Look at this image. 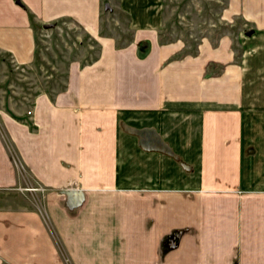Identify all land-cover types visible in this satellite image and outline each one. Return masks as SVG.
<instances>
[{
	"label": "crops",
	"instance_id": "0c3cea01",
	"mask_svg": "<svg viewBox=\"0 0 264 264\" xmlns=\"http://www.w3.org/2000/svg\"><path fill=\"white\" fill-rule=\"evenodd\" d=\"M164 1L0 0V89L40 26L99 43L62 90L0 107V264H264V0H226L248 28L187 53Z\"/></svg>",
	"mask_w": 264,
	"mask_h": 264
},
{
	"label": "rangeland",
	"instance_id": "374dc122",
	"mask_svg": "<svg viewBox=\"0 0 264 264\" xmlns=\"http://www.w3.org/2000/svg\"><path fill=\"white\" fill-rule=\"evenodd\" d=\"M225 2L165 0L162 39L182 41L185 44L183 53L195 52L198 44L207 38L215 41L222 35L232 34L237 39L240 29L248 26L238 19L234 22L226 19ZM117 16L120 21H104L103 33L116 34L119 36L118 42L123 44L129 40L131 30L128 28V19L121 13ZM37 44L36 59L32 65L24 69L9 63L4 87L0 89V107L4 105V99H13L16 109L19 106L28 107L38 92L54 95L65 86L68 63L76 59L83 62L92 60L99 48L95 38L69 20L40 26L37 29ZM6 141L11 158L22 169L16 147L9 139Z\"/></svg>",
	"mask_w": 264,
	"mask_h": 264
},
{
	"label": "water",
	"instance_id": "95a60500",
	"mask_svg": "<svg viewBox=\"0 0 264 264\" xmlns=\"http://www.w3.org/2000/svg\"><path fill=\"white\" fill-rule=\"evenodd\" d=\"M105 7L107 8V9H110V4L109 3H106V5H105ZM148 131H146V130H138L137 131V133L139 134V135H142V136H144V135H146V133H147ZM159 139V138H158ZM157 145H155L156 147V149L157 150H161V151H163V152H166V153H168V154H171V155H174L175 153L172 151V149L164 142V141H162V140H158L157 141V143H156Z\"/></svg>",
	"mask_w": 264,
	"mask_h": 264
},
{
	"label": "trees",
	"instance_id": "16d2710c",
	"mask_svg": "<svg viewBox=\"0 0 264 264\" xmlns=\"http://www.w3.org/2000/svg\"><path fill=\"white\" fill-rule=\"evenodd\" d=\"M148 49V48H147Z\"/></svg>",
	"mask_w": 264,
	"mask_h": 264
}]
</instances>
